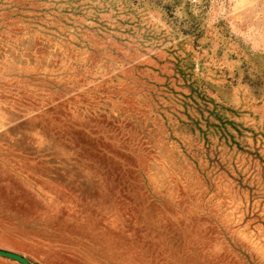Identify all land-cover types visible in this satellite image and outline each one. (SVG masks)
I'll return each mask as SVG.
<instances>
[{
  "label": "rangeland",
  "instance_id": "obj_1",
  "mask_svg": "<svg viewBox=\"0 0 264 264\" xmlns=\"http://www.w3.org/2000/svg\"><path fill=\"white\" fill-rule=\"evenodd\" d=\"M0 249L264 264V0H0Z\"/></svg>",
  "mask_w": 264,
  "mask_h": 264
},
{
  "label": "water",
  "instance_id": "obj_2",
  "mask_svg": "<svg viewBox=\"0 0 264 264\" xmlns=\"http://www.w3.org/2000/svg\"><path fill=\"white\" fill-rule=\"evenodd\" d=\"M0 256L2 257H6V258H10L13 259L15 261H18L21 264H32L27 258H25L24 256L17 254L15 252L12 251H8V250H3L0 249Z\"/></svg>",
  "mask_w": 264,
  "mask_h": 264
}]
</instances>
